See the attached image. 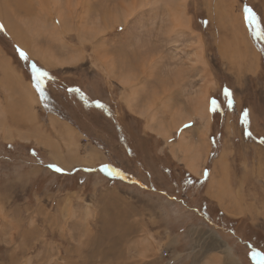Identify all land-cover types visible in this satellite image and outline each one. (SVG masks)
Instances as JSON below:
<instances>
[{
    "label": "rangeland",
    "instance_id": "374dc122",
    "mask_svg": "<svg viewBox=\"0 0 264 264\" xmlns=\"http://www.w3.org/2000/svg\"><path fill=\"white\" fill-rule=\"evenodd\" d=\"M132 1L70 0L63 29L37 0H0V108L22 98L34 119L14 118L11 106L12 136L0 122V264H262L253 253H264V0H141L128 22L111 20ZM163 2L181 7L191 28L168 32ZM244 33L258 56L254 76L235 68L253 61L238 41ZM32 65L47 73L39 87ZM129 71L138 80L133 109ZM207 90L209 149L195 174L172 142L189 128L188 140L202 142L204 122L176 129L171 119L180 123ZM65 126L75 132L68 166Z\"/></svg>",
    "mask_w": 264,
    "mask_h": 264
},
{
    "label": "bare ground",
    "instance_id": "6f19581e",
    "mask_svg": "<svg viewBox=\"0 0 264 264\" xmlns=\"http://www.w3.org/2000/svg\"><path fill=\"white\" fill-rule=\"evenodd\" d=\"M38 1V5L40 6L38 9L39 11H47V7H51L50 9H53L56 11V14L57 16L59 17L58 20L60 19L62 21V26H61V23H60V26L64 29V24L66 23V20L67 18L65 17V14L66 12H69L72 7L70 6V0H65L64 2H62L61 0H37ZM140 1L141 0H134L132 6H129L130 7H125L124 10L122 11V13H119L118 15H116L115 17H112L110 16L111 20H115L116 22H128V18H130L131 14L134 13L138 8L139 4H140ZM222 2L225 3L226 0H221ZM229 2H231V0H228ZM148 4L150 6H153L155 5L156 3H161V0H147ZM28 3V2H27ZM162 4H166V8H167V12H169V20H170V27L168 28V32H171L173 31V33L175 31H183V29H190L191 27L189 26V20H188V17H186L184 14L181 15V12L183 10H180L181 7H173L171 5V3H162ZM175 4V3H174ZM144 4L140 5L139 7L141 8ZM177 5V4H176ZM183 5V4H181ZM233 5V4H232ZM78 6V5H77ZM76 6V7H77ZM148 6V5H147ZM38 7V6H37ZM75 7V6H74ZM146 7V6H144ZM234 7V6H233ZM118 10V9H117ZM12 11V10H11ZM73 11V10H72ZM4 12V11H3ZM53 12V11H52ZM51 12V13H52ZM8 13V12H7ZM50 13V11H49ZM48 15V13H47ZM6 16V14H5ZM5 16H4V19H5ZM51 16V15H50ZM56 16V17H57ZM71 16V15H70ZM229 17L231 19V23L233 22L234 19H232V15L229 13ZM1 18V17H0ZM3 19V20H4ZM8 19V17H7ZM6 19V21H7ZM114 21V22H115ZM235 21V20H234ZM242 23H243V20L241 19ZM54 22V21H53ZM98 22V21H97ZM112 22V21H111ZM240 22V20H239ZM37 25L38 26H48L46 25V21L42 18H39V20H37ZM48 23V22H47ZM52 23V22H50ZM49 23V30H50V34L53 35L54 37L56 38H59V39H63V34L62 32L58 29V26L59 24H52V26H50L51 24ZM59 23V21L57 22ZM72 23V22H71ZM236 25L235 22L232 23V26L234 27ZM8 28H10L9 24H7ZM95 28V27H94ZM94 28H92L93 30H95ZM235 29V28H234ZM100 31V30H99ZM167 31V30H166ZM98 32V31H97ZM238 34V32H236ZM170 34V33H169ZM170 37V36H169ZM23 46H25V44L23 43V41L21 42L20 38H16ZM239 43L242 44V46L245 48V49H250V42H248V40L245 38V36H240L239 37ZM238 41H237V44L238 45ZM26 43V42H25ZM198 44V43H197ZM230 45L232 44H229L228 47H230ZM252 47V46H251ZM195 48L197 49V56H196V61H198L199 58L202 57V52H203V44H202V41L200 40L199 41V44L197 45V47L195 46ZM199 50H201L202 52H198ZM244 50V49H243ZM245 51V50H244ZM253 51H255L253 49ZM256 52V51H255ZM252 54V53H251ZM253 54L255 55V57H258L257 56V53H254ZM251 57V56H250ZM198 58V59H197ZM240 59V58H239ZM245 59V58H244ZM253 59V57H252ZM154 60V58H153ZM66 62V61H65ZM251 65L254 64L253 61L250 62ZM144 65V64H143ZM153 66H156V64H154ZM146 68V67H145ZM150 68V67H149ZM154 68V67H153ZM149 73V72H148ZM150 75V74H149ZM11 76V75H10ZM182 77V76H181ZM180 77V78H181ZM9 78V77H8ZM17 79V78H16ZM135 74L131 71L128 72V74L124 75V78H123V86L128 89L130 91V96L126 99V103L128 104V107L130 109H133V106L132 103L134 104V102L132 101L134 99V94L136 93L137 91V88H138V80L136 81L135 80ZM182 79V78H181ZM184 80V79H183ZM182 80V81H183ZM19 81V80H18ZM165 84V82H164ZM168 84V83H167ZM2 85V83H1ZM28 91L30 92V99L32 102H36V98L33 96V93H32V89H30V87L26 86ZM164 87V86H163ZM167 89V88H166ZM165 91V90H164ZM167 91V90H166ZM155 93V91H154ZM171 94V93H170ZM169 96V91H168V94ZM209 91L207 90L204 94H202L201 96H199V98L197 99H194V101H192V106H191V109H185V111L183 112L182 114V118L180 119V123H176V120L177 118L175 117V115H173L171 121H173L176 125H174L173 127L178 129L181 124L183 125L185 122L187 121H194L195 118H200L203 120V124H202V130L199 129V131H201V136H200V139H203L202 142L200 141H189L188 140V135H187V132L188 130L190 131V128L189 129H185L183 130V132H180V135H179V138L177 141H173L172 143V149L174 150V152L176 153V149H177V152H180L182 153V156L185 158V160L187 161V165L189 167V169L196 173V174H200V170H201V165H199V163L202 161V155L205 154L209 147L207 146V137H206V130L209 129V121L208 119L211 118V108H210V103H209ZM170 97V96H169ZM172 97V96H171ZM170 97V98H171ZM152 99V98H151ZM156 99L159 101V98L156 97ZM150 100V99H148ZM173 100V99H172ZM151 101V100H150ZM158 101L156 103H158ZM11 101H8L7 102V106H2L0 108V115L2 116V120L0 119V122L1 124H3L5 127V119H6V114L5 112L7 111H10L11 112V108L12 107H17V109L14 111V115H16L14 118H17V119H23L25 117H30V112L27 111L28 109L32 111V105L27 102L26 100L22 99V98H17L16 99V102L14 104H9ZM132 102V103H131ZM171 102V101H170ZM155 102L152 103V106L156 104ZM151 104V103H150ZM12 106V107H11ZM29 106V107H27ZM164 107H169V104L168 103H165L163 105ZM150 108V107H149ZM152 110H153V107H151ZM150 108V109H151ZM170 108V107H169ZM13 109V108H12ZM154 111V110H153ZM165 111V110H164ZM33 112V111H32ZM181 112V111H180ZM156 113V112H154ZM33 117H35L34 113H32ZM181 114V113H180ZM179 115V114H178ZM199 115V116H197ZM154 116V114H153ZM154 118V117H153ZM33 118L30 117V120L32 122H34V119L32 120ZM205 119V120H204ZM14 123H16L17 125H19V123H17L18 121L16 119L13 120ZM171 123V122H170ZM52 124H56L53 120L52 122L50 121V126L52 127ZM173 127L171 128L169 125H167L166 127L164 126V131H162L163 134H165L166 136L165 137H168V139L172 136V133H171V129L173 130ZM196 127V125H195ZM204 129H206L204 131ZM5 132H8L10 136H12V132L10 131L9 127H5ZM192 130V129H191ZM35 131L37 132V134L39 135H43V136H46L45 138H48V136L45 134L46 131L42 128V126L40 124H37L35 126ZM17 132V131H16ZM205 132V133H204ZM5 134V133H4ZM7 134V133H6ZM34 135V134H33ZM36 135V134H35ZM7 136V135H5ZM37 136V135H36ZM38 137V136H37ZM41 137V136H40ZM11 138V137H10ZM13 138V137H12ZM65 138H66V141L69 142L70 144L72 145H69V146H64V147H61L59 148V150H63V151H68V149H71L70 151H68L69 155H67V158L68 159H63V162L62 164L65 165V166H68L69 164H71L72 162H75V156H72L70 154L73 153V152H76L75 150V146L73 145L74 144V141H75V132L74 130L71 128V127H68V126H65ZM51 139V138H49ZM10 140V139H9ZM195 140V139H194ZM202 144L205 145V148L203 149L202 148ZM171 146V145H170ZM170 148V150H172ZM75 150V151H74ZM173 152V151H172ZM63 154H65L63 152ZM181 157V156H180ZM60 160V159H59ZM226 161V160H225ZM188 169V170H189ZM203 169V168H202ZM202 171V170H201ZM200 176V175H199ZM221 242V241H220ZM222 244V243H221ZM224 245V244H223ZM232 261V260H231ZM230 261V262H231ZM233 263V262H231Z\"/></svg>",
    "mask_w": 264,
    "mask_h": 264
},
{
    "label": "snow or ice",
    "instance_id": "6c2138e0",
    "mask_svg": "<svg viewBox=\"0 0 264 264\" xmlns=\"http://www.w3.org/2000/svg\"><path fill=\"white\" fill-rule=\"evenodd\" d=\"M247 11L249 12L250 21L257 19L255 14L252 12L251 8H248ZM3 27L4 26L2 24H0V30H2ZM20 55L25 60L28 59L27 55L22 50H20ZM32 69H33V72L38 73V75L35 76V83H36L37 87H39V85L42 83V78L47 76V73L40 71L35 65H32ZM41 95H43V90H41ZM225 97H226L227 104L229 106H231L233 104V100L231 98V93L228 91H225ZM217 105H218V101L213 98L211 100V106H212L213 111L216 110ZM261 142L264 143V141H261ZM51 167H54L55 171H57V172L63 171V169L59 168L58 166L52 165ZM105 170H107V168H105ZM253 258L261 260L262 264H264V253H253Z\"/></svg>",
    "mask_w": 264,
    "mask_h": 264
},
{
    "label": "crops",
    "instance_id": "0c3cea01",
    "mask_svg": "<svg viewBox=\"0 0 264 264\" xmlns=\"http://www.w3.org/2000/svg\"><path fill=\"white\" fill-rule=\"evenodd\" d=\"M244 23H245V25H246V21H245V16H244ZM222 24V23H221ZM223 25V24H222ZM224 26V25H223ZM230 27V29H231V26L230 25H228V26H226V30L228 29ZM220 29L222 28L221 27V25H220V27H219ZM240 28V27H239ZM240 30H241V28H240ZM241 32H242V30H241ZM248 35H249V33H248ZM248 35H246L247 36V38L249 39V36ZM222 37L221 38H223L224 36H223V34L221 35ZM244 36H245V33H244ZM246 36H245V38H246ZM246 38V39H247ZM229 39V38H228ZM225 42V41H224ZM224 42H220L219 44H216V47H218V48H221L223 45H224ZM251 44V43H250ZM255 50V49H254ZM248 51H250L252 54H251V57H253V62H254V64L251 66V61L250 60H246V61H244L243 59H241L240 61L239 60H237V66H235V68H236V71H238L239 70V72L238 73H241V74H245V75H252V76H254V74H256V72H258L259 70H257V67H256V65H258V61H257V57H255V55L253 54V52L254 53H256L255 51H253L252 49H251V46H250V49L248 50ZM233 59H235V58H233ZM223 156V155H222ZM224 162H223V164L222 165H225L226 163H227V161H225L224 159H222ZM201 163V162H200ZM200 163H199V165H200ZM201 166H202V164H201ZM190 170V169H189ZM201 172V171H200ZM196 174V173H195ZM214 180V179H213ZM221 187V186H220ZM219 190V189H218ZM219 191H221V190H219ZM234 192V191H233ZM234 194V193H233ZM225 195H227V196H229V197H232V195H230V194H227V191L225 190ZM235 195H237V194H235ZM237 206V205H236Z\"/></svg>",
    "mask_w": 264,
    "mask_h": 264
}]
</instances>
